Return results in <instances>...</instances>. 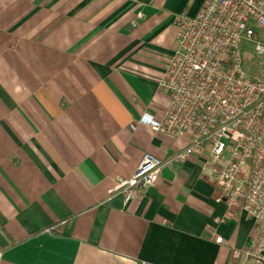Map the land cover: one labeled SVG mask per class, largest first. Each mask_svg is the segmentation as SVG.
<instances>
[{
	"label": "crops",
	"instance_id": "obj_1",
	"mask_svg": "<svg viewBox=\"0 0 264 264\" xmlns=\"http://www.w3.org/2000/svg\"><path fill=\"white\" fill-rule=\"evenodd\" d=\"M204 2L0 0V264H247L253 222L209 150L134 200L114 190L146 152L191 143L140 119L169 106L175 14Z\"/></svg>",
	"mask_w": 264,
	"mask_h": 264
},
{
	"label": "built area",
	"instance_id": "obj_2",
	"mask_svg": "<svg viewBox=\"0 0 264 264\" xmlns=\"http://www.w3.org/2000/svg\"><path fill=\"white\" fill-rule=\"evenodd\" d=\"M174 23L178 48L159 80L169 106L162 117L144 113L140 122L157 133L191 132V143L167 160L146 152L132 176L117 177L114 190L134 200L156 183L164 164L209 150L228 205L253 222L247 264H264V40L252 27L264 29V0H205L196 15L177 13ZM243 39L255 43L258 78L244 74ZM216 241L225 243L222 236Z\"/></svg>",
	"mask_w": 264,
	"mask_h": 264
},
{
	"label": "rangeland",
	"instance_id": "obj_3",
	"mask_svg": "<svg viewBox=\"0 0 264 264\" xmlns=\"http://www.w3.org/2000/svg\"><path fill=\"white\" fill-rule=\"evenodd\" d=\"M252 27L260 35V40H264V29L252 25ZM255 43L247 39H243L239 43V50L242 53L243 58V71L244 74L249 78H258L260 77L261 67L259 65L258 57L254 53Z\"/></svg>",
	"mask_w": 264,
	"mask_h": 264
}]
</instances>
